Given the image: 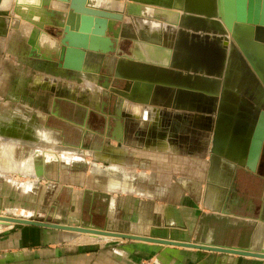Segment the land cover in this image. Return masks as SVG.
<instances>
[{
  "label": "crops",
  "instance_id": "crops-1",
  "mask_svg": "<svg viewBox=\"0 0 264 264\" xmlns=\"http://www.w3.org/2000/svg\"><path fill=\"white\" fill-rule=\"evenodd\" d=\"M120 4L123 6L121 9H113L120 11L125 8L129 14L135 16L130 11L131 5L128 2L120 1ZM100 5L106 6V3L102 2ZM5 27H0V45L3 52L0 60L2 57H10L3 40ZM30 32L27 44L31 49L43 50L45 59L54 55L53 51L45 54L44 49L39 47L38 41H35L38 31L35 34H32V30ZM80 63L81 69L78 68ZM40 65L44 71H54L45 61ZM70 66V71H82L85 67L84 60L78 58ZM13 77L14 74L10 78ZM2 78L0 74V79ZM44 78L34 77L32 84L37 86L46 83L50 86L47 81L52 82V77L45 75ZM83 80L85 81L84 78ZM20 95L21 92L13 93L10 98L8 94L7 100L10 98L14 103L3 112L0 111V120L12 115L13 109L23 113L25 118L29 117L28 112H40L33 110L28 102H22ZM18 101L22 102V106ZM164 105V102H159L157 106H153L164 111L163 117L161 116L163 120H160L161 129L166 123L173 126L178 123V110H175L174 101L168 107ZM168 113H173L174 117ZM35 114L37 116L38 113ZM215 119L216 114L211 122V135L206 147L198 144L191 136L182 141L181 138H175L176 151L146 149L143 145H124L120 142L123 149L111 154L106 171L102 169L101 172H95L90 169V164L88 167L93 184L104 189L94 192L103 194V210L112 220L105 221L104 225H97L92 220L85 223L81 218H77V221L66 219L59 223L88 225L109 231L214 247L240 248L255 252L264 250V146L254 171L236 162L224 166L226 159L222 157V163L218 165L220 169L215 171L216 179L209 177ZM32 120L42 124L37 117H32ZM183 120L186 122L185 130L188 122L184 118ZM196 122L205 127L210 125L206 121ZM222 122V126L227 125L225 121ZM237 124L242 127L241 133H244L250 122H228L226 128L233 132ZM43 125L49 127L45 123ZM255 125L254 128H264V119L260 118ZM116 127L117 125L115 129ZM113 139L109 143L118 146L119 140L115 133ZM42 144L49 145L48 142ZM202 151L207 154L202 161L203 165L198 167L195 164L196 154L203 153ZM72 160L74 159L66 163ZM66 163L61 167L62 170L67 169ZM114 165L120 170L112 169ZM98 167L102 168V163H98ZM41 172L25 176L36 177ZM27 181L33 184L31 179ZM23 182L20 183L21 189L29 190L31 187L26 189L21 185ZM95 208L97 210L100 206ZM5 211L0 209V213H6ZM26 213L23 210L20 214L29 215V212ZM37 215L38 213L35 216ZM69 217L71 218V214ZM0 264H264V258L138 239L94 237L85 233L75 234L28 224L0 223Z\"/></svg>",
  "mask_w": 264,
  "mask_h": 264
},
{
  "label": "rangeland",
  "instance_id": "rangeland-1",
  "mask_svg": "<svg viewBox=\"0 0 264 264\" xmlns=\"http://www.w3.org/2000/svg\"><path fill=\"white\" fill-rule=\"evenodd\" d=\"M10 1L12 4L8 12L6 27L3 32V40L6 44V50L9 51L10 57H2L0 60V74L3 77L0 79V111L3 112V110L11 107L12 103H14L10 98L7 100L8 91L12 83L10 80L12 78L10 77L14 74L15 77H20L23 80V84H20L22 102L26 101L33 110L40 111L35 112L38 113L37 119L50 127L46 128H48L50 132L55 133V140L53 142L54 145L42 144L40 146L54 153L48 156L44 155L45 158L53 157L45 163L42 158L41 160L39 159L38 164L42 162L44 168L43 172L38 174V176L28 177L25 175H14V173L13 175L11 173V175H8L9 173L2 175L0 173V209L6 210L5 214L9 216H20L19 214L24 210L27 213L29 212L27 217H30L28 218L44 222L59 223L66 219L77 221V218H81L85 223L88 222V220H92L97 225H104L105 221H111L112 217L103 210L105 203L103 194L94 192L98 189H104L93 184L91 180L90 171L88 169L89 164L92 171H101L96 169L98 167L95 168L100 162L94 161L95 157L90 154L88 151L89 148L99 147L104 144L102 148L106 147L109 148V150L113 149L112 153L119 149L122 150L123 148H121V146H113L109 143L114 140V130L118 120L121 126H124L123 130L126 129V133L124 135L125 138L120 139L117 144L120 143L121 140H124L126 141V143H124V141L122 142L124 145L130 143L133 145H143L146 149L162 148L164 150L170 149L171 151H176L177 145L175 138L180 139L178 137V132L185 128L186 123L177 118L178 123L175 124V126L166 123L161 129L160 120H163V118H161L164 114L163 110L160 111L152 107V111L150 112L152 121L150 122L148 118L140 117V115L137 116L126 109L125 103L122 104V107L120 106L121 99H124L123 102H127L130 107L129 109H134L133 106H130L132 104H142V102L140 103L139 101L138 103L137 101H127V99L122 97L121 92L128 87V82L114 77L116 60L120 56L131 54L134 45L131 38L120 35L117 38L111 37L112 45L106 51H87L85 53L83 59L85 67H83L82 71L79 69L70 71L72 69L63 67V59L60 53H55L53 51V54H55L45 59L43 50L36 51L30 48L27 44L28 35L31 33V30L32 32L36 30V27L30 21L15 13L13 11L14 0ZM119 1L124 2V0ZM104 6L105 5H102L101 7ZM110 7L121 9L123 6L120 2H116V4H110ZM54 9L56 8L48 7V10L55 14L53 17L55 20H52L53 25L48 28L60 30L61 27L58 25L57 19L61 17ZM114 9L109 10L119 12L123 15V20L117 22L116 27H122L125 22L129 23L134 19V16L129 14L125 8L120 11ZM144 9V7H141V10ZM130 11L134 13L135 16L143 18L148 17L143 15L142 12H135L131 9ZM180 28L181 27H178L177 29V38H179V33L182 32L185 34L183 37L187 39L190 38L189 40L192 42L201 40L203 43L208 42L218 45V42L215 40L219 38L218 36L212 37L210 36L211 33H204L203 31L194 32L193 29L189 28L188 30L185 27H183L185 30L183 29L181 31ZM57 37L60 41L61 31L57 34ZM220 49H222L223 53H226V47L220 46ZM228 49H232V46L230 47L229 45ZM2 55L3 52L0 45V57ZM236 59L238 60V57ZM43 61L51 66V69L54 71L42 70V65L40 64ZM241 63V71L247 78L244 81L245 84L242 91L243 100L245 106L249 107L252 116L257 118V116L264 113V86L242 55ZM172 69L174 71L172 72L174 73L172 76H176L178 71L176 69L174 70V68ZM4 72H6L5 75ZM180 72H182L183 77L189 75L186 70H180ZM45 75L47 77H52V82L47 81L48 84L51 83L50 86L42 87L37 85L33 87L32 79L37 76L44 78ZM189 76L190 78L194 77L192 72H190ZM177 80L176 77L170 76V82H172V84H177L175 83ZM86 81L90 83L86 84ZM189 85L192 84L189 83ZM87 86L99 90H97L98 102L93 99L94 96L91 88H87ZM239 95L241 97V94ZM189 100L194 104V102H192L194 98H189ZM22 102L18 101L19 105L22 106ZM155 106H157V104H155ZM177 112L179 116L183 117L188 122L187 128L181 133L184 135L183 138L191 136L198 144L206 147L209 142V135H211L210 128L214 112L211 113V115L202 113L197 114L188 110H179ZM168 115L173 116V113H168ZM198 115V121L210 122V125L205 127L197 123L195 119ZM126 121H128V125H130V121L133 122V124L136 122L134 125L137 127L133 131L128 132ZM194 121L197 124L196 126L194 125ZM29 148L30 146L28 144L24 146L17 145L15 157L18 159L23 156L22 154H27ZM71 149H81L82 151H78L75 155ZM202 152L203 153L200 152L196 154L197 161L195 164L198 167L203 165L202 161L207 154L206 151ZM77 157H81L82 159L78 160ZM71 159L74 160L66 163ZM64 163H66L65 168L67 169L62 170L61 167ZM29 179L33 181V184L30 186L31 188L28 187L27 189H30L27 191L22 190L20 183L24 181L21 184L23 185L24 183L30 182L27 181ZM101 199H103V201ZM95 206H100V208L96 210V208L94 209ZM1 213L3 214V212ZM37 213L38 215L35 216ZM70 214L71 218L69 217Z\"/></svg>",
  "mask_w": 264,
  "mask_h": 264
},
{
  "label": "bare ground",
  "instance_id": "bare-ground-1",
  "mask_svg": "<svg viewBox=\"0 0 264 264\" xmlns=\"http://www.w3.org/2000/svg\"><path fill=\"white\" fill-rule=\"evenodd\" d=\"M102 2L106 3V6H104L105 8L111 9L110 4L112 2L120 1L88 0V5L92 7H101L100 3ZM124 2H129L131 4V10L142 12L143 15L148 17L143 18L134 16L133 21L129 23L125 22L123 27H116L113 20L109 22V29L113 34L135 40L133 54H125L126 56L124 55L118 58L119 65L117 73L118 75H124L132 79L134 83L131 89L121 92L122 97L127 99V101H137V103L139 101L140 103L142 102V104H132L130 106H133L134 109H129L130 107L127 102H123L124 99H121L120 106L122 107V104L125 103L126 109L137 116L140 115V117L148 118L150 122L152 121L150 115L151 109L155 104L158 105L159 102H164L165 106H168L170 102L172 103V101H174L175 110L178 111L188 110L195 113L198 112L199 114L214 112V114H216V125L211 139L212 148L209 177L216 179L215 171L216 169H220L218 165L222 163V157L226 159L224 166H227L230 162H236L240 165H247V163L252 164V156L248 157L247 155L250 139L255 133L256 137H264V128L258 125L257 128H254L256 127V123L254 117L252 118L250 109L246 110L247 113L250 114L249 116H245V114H241L239 110H236L243 101V96L241 95L240 97L239 94H241L243 82L247 78L241 71L242 63L239 47L235 45L236 43L232 40V36H234L242 48L250 53L252 61L257 65L260 75L264 78V28L257 29L255 32V28L252 24L243 25L237 23L233 26L232 31H229L224 22L216 15L215 0H124ZM229 3L227 2V6L225 5L226 14H230L231 11V5H229ZM11 4L12 2L10 0H0L1 28L6 26V19ZM45 4L49 5V7L59 8L60 10L61 8H65L56 0H14L13 10L22 18L27 19L35 25L36 30H33L32 33L35 34L36 31H38L35 41H38L39 47L44 49L45 54H51L52 51L56 53L60 49V41L57 34H59L61 29L48 28L51 26V12L44 6ZM141 7L145 9L141 10ZM60 14L61 18L57 20L63 24L64 12L61 10ZM89 23L90 19L88 16L82 17L80 14L67 10L65 24H68L72 29L84 30L89 28ZM178 27H181V31L184 29L183 27H185L188 30L189 28L193 29L194 32L203 31L204 33H211L210 36L212 37L218 36L219 38L215 39L218 45L208 42L203 43L201 40L192 42L189 40L190 38L187 39L183 37L185 34L182 32L179 33V38H177L176 33ZM255 36L260 40H256ZM91 45L96 48L105 49L112 45V41L108 37L93 36ZM229 45L230 47L232 46V49H228ZM220 46L226 47V53L222 52ZM69 56L71 62H76L78 59L77 54L70 53ZM237 57L238 60L236 59ZM172 68L178 71V75L172 76L174 75V73H172L174 72ZM180 70H186L189 75L190 72H192L194 77L190 78L189 75L183 77ZM170 76L178 79L175 82L177 84H172V82H170ZM88 83L90 82L86 81V84ZM189 83L192 85H189ZM87 88H91L92 94L95 95L93 99L98 102L99 90L97 89V91L89 86H87ZM189 98H194L192 101L194 104L190 106L184 105L188 103ZM12 112V115L5 116L0 120V127L2 128L0 129L3 130L4 127L7 126L13 127L14 125L12 123L19 121L23 123L21 125L25 126L26 124L29 126L32 137L30 139L12 137L3 139L0 136V173L2 175L8 173H14L15 175H28L33 172L35 174L40 173L43 169V165L42 162L38 164L39 159L41 160L42 158L45 163L53 157L45 158L44 155L48 156L54 153L48 151L49 149L46 150L41 148L40 145L42 142H48L49 145H54L55 133L50 132L46 126L38 123L37 120L25 118V115L21 112H17L16 109H13ZM198 117L199 115L195 120H199ZM177 118L184 121L181 116L177 115ZM261 118L264 119V116ZM245 120H248L250 124L247 131L244 133H241L242 127L238 124L233 132H230L229 129L226 128L228 122H245ZM131 121L130 124H133ZM222 121H225L227 125L224 124V126H222V124H220ZM117 122V127L114 132L115 136L118 140L124 139L126 129L123 130V126L121 127L118 120ZM126 122L128 127V121ZM134 124H136V122H134ZM134 124V128L131 130L128 129V132L133 131L137 127ZM183 130L184 129H182V131ZM178 137L180 138L179 133ZM123 141L124 140H121V142ZM124 143H126V141H124ZM18 144L22 146L28 144L30 148L27 154H22L23 156L17 159L15 154ZM118 146H121V143H119ZM71 150H73L75 155L78 151H82L81 149ZM88 151L95 157L94 161L102 163V168L98 166H95V168L98 167L96 169L100 171H102V169L107 170L109 160L112 158L111 153L113 149L109 150V148L106 147L102 148L101 145L99 147H91ZM77 159L80 160L82 158L77 157ZM33 166L35 169H33ZM111 168L120 170V168L115 165ZM31 185V182H27L22 186L27 189ZM19 215L27 217V215ZM97 237L110 236L100 235Z\"/></svg>",
  "mask_w": 264,
  "mask_h": 264
},
{
  "label": "water",
  "instance_id": "water-1",
  "mask_svg": "<svg viewBox=\"0 0 264 264\" xmlns=\"http://www.w3.org/2000/svg\"><path fill=\"white\" fill-rule=\"evenodd\" d=\"M61 3L62 6L65 8H61L64 12V22H58V25L61 27V39H60V49L57 53H60L61 58L63 59V67L70 68L71 58L70 53L77 54V58L79 60H83L85 53L87 51H106L108 48H96L93 47L92 44V37H108L111 40V37L117 38L118 35L113 34L109 29V22L114 21L115 25L117 22H121L123 20V15L119 12H115L113 10H109L105 7H92L88 5V0H56ZM227 2L231 5L230 14H226L225 5L227 6ZM260 3V5H259ZM215 0L216 4V15L219 17L221 21L224 22L225 26L229 31H232L233 26L235 24H252L255 28V32L257 29L264 28V0ZM47 9L49 5H44ZM255 6V7H254ZM262 6V7H261ZM261 7V12L259 8ZM56 8V7H52ZM60 15V9H54ZM67 10L73 11L74 13L80 14L83 16H88L90 19L89 28L84 30L82 29H72L68 24H65V18L67 15ZM14 11V10H13ZM51 12V25H53V21L55 20L54 12ZM15 12V11H14ZM16 13V12H15ZM228 17V18H227ZM83 19V18H82ZM133 21V20H131ZM123 27V26H122ZM83 28V27H82ZM121 36V35H120ZM132 39V38H131ZM256 40H260L255 36ZM133 40V48L131 50V54H133V49L135 47V40ZM232 40L235 45L239 47L240 55L244 58V60L250 65L254 73L258 76L260 81L264 86V78L260 75L257 65L252 61L250 53L242 48V46L236 41L234 36H232ZM128 55V54H126ZM125 55V56H126ZM124 56V55H123ZM118 65L119 60L117 59L115 62V71L114 77L119 79H123L127 81L128 87L125 91H128L133 86L132 79L127 78L124 75H118ZM82 65L80 63L79 69H81ZM245 82H243V87L241 89V95L244 88ZM115 90V89H114ZM116 92V91H115ZM117 93V92H116ZM118 94V93H117ZM119 95V94H118ZM197 112V111H196ZM213 112V111H212ZM198 114V112H197ZM208 115H211L209 113ZM264 116L262 113L260 116H255V123L260 120V118ZM208 117V116H207ZM195 123V121H194ZM197 125L196 123L194 124ZM256 134V133H255ZM250 139V144L248 146L247 155L252 156V164L247 163L246 167L251 170H255L260 158L261 150L264 145V137H256V135ZM0 223H15V224H28V225H35L39 227H46L51 229H56L59 231L69 232V233H85L90 234L91 236L97 237L100 235L103 236H110L113 238H122V239H138L150 242H157L162 244H173L178 246H187V247H194L199 249L205 250H212V251H219V252H227V253H235L239 255H250L255 257L264 258V250L255 252L247 249H240V248H227V247H214L211 245H204L198 243H189V242H182V241H174L164 238H157L153 236H144V235H136L131 233H121L115 231H109L105 229H99L88 225H69V224H61V223H53V222H44L36 219H30L24 216H9L7 214L0 213Z\"/></svg>",
  "mask_w": 264,
  "mask_h": 264
},
{
  "label": "flooded vegetation",
  "instance_id": "flooded-vegetation-1",
  "mask_svg": "<svg viewBox=\"0 0 264 264\" xmlns=\"http://www.w3.org/2000/svg\"><path fill=\"white\" fill-rule=\"evenodd\" d=\"M23 82V80H22V78H20V77H13L12 78V86H11V88H10V90H9V92H8V94H9V96H10V98H12L11 96L13 95V93H19V92H21L20 91V84H23L22 83ZM51 84V83H50ZM49 84V85H50ZM33 85V84H32ZM40 86H42V87H45V86H47L46 85V83L45 84H42V85H40ZM17 87V88H16ZM33 87H36V86H34L33 85ZM93 96H95V95H93ZM240 103V102H239ZM192 103L190 102V100L188 99V103L186 104H184V105H188V106H190ZM180 105H183V104H180ZM240 106H238L237 107V110H239L240 112H241V114H245V116H249L250 114L249 113H247V109H249L247 106H245V103H244V100L239 104ZM27 113V112H26ZM28 114V119H32V117H34V118H36L37 116H36V114L34 113H30V112H28L27 113ZM253 118V117H252ZM244 119V118H243ZM127 123V122H126ZM14 126L13 127H9V126H7V127H4V129L3 130H1L0 129V136L4 139H8V138H10V137H12V138H18V139H30L32 136H31V131H30V129H29V126H27L26 124H25V126H23V125H21V124H23V123H20L19 121L18 122H13L12 123ZM43 124V123H42ZM132 128H134V126H133V124H130L129 126H128V129L129 130H131ZM29 131V132H28ZM28 132V133H27ZM30 133V134H29ZM178 133H181V131L180 132H178ZM8 135V136H7ZM23 135V136H22ZM179 136H180V138L183 140V139H185V137L183 138V136L184 135H181V134H179Z\"/></svg>",
  "mask_w": 264,
  "mask_h": 264
}]
</instances>
